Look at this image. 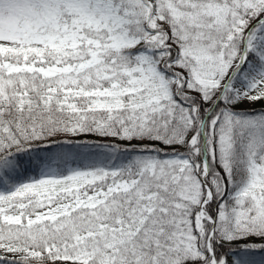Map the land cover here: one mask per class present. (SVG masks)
Here are the masks:
<instances>
[{
  "label": "snow or ice",
  "instance_id": "snow-or-ice-1",
  "mask_svg": "<svg viewBox=\"0 0 264 264\" xmlns=\"http://www.w3.org/2000/svg\"><path fill=\"white\" fill-rule=\"evenodd\" d=\"M0 264H264V0H0Z\"/></svg>",
  "mask_w": 264,
  "mask_h": 264
}]
</instances>
